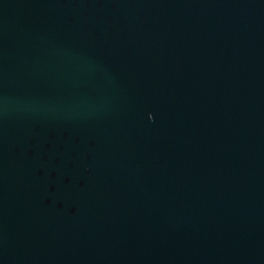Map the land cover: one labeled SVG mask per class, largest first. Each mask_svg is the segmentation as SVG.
I'll return each instance as SVG.
<instances>
[{
    "label": "water",
    "instance_id": "water-1",
    "mask_svg": "<svg viewBox=\"0 0 264 264\" xmlns=\"http://www.w3.org/2000/svg\"><path fill=\"white\" fill-rule=\"evenodd\" d=\"M0 264H264V0H0Z\"/></svg>",
    "mask_w": 264,
    "mask_h": 264
}]
</instances>
